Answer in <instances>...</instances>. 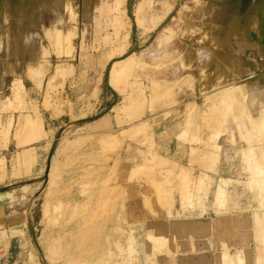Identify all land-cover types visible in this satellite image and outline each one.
Returning <instances> with one entry per match:
<instances>
[{
  "label": "rangeland",
  "instance_id": "rangeland-1",
  "mask_svg": "<svg viewBox=\"0 0 264 264\" xmlns=\"http://www.w3.org/2000/svg\"><path fill=\"white\" fill-rule=\"evenodd\" d=\"M108 1L112 14L99 16L94 27L97 12L87 15L84 0H70L74 16L66 9L65 21L80 26L61 42L51 32L63 25L60 0H0V264H189L190 258L201 264L206 255L211 264H250V244L264 245V57L257 60L262 72L251 73L245 88L220 93V103L235 95L241 104L221 107L195 103L212 97L210 81L229 68L223 76L214 69L209 89L192 96L168 88L163 64L138 74L135 60L148 51L173 57L178 38L187 43L180 53L195 49L189 33L215 35L216 21L246 0ZM178 14L188 26L179 31L178 19L168 30ZM230 40L239 54L244 46ZM197 51L202 67L213 50L199 44ZM58 63L64 75L54 74ZM9 65L16 74L4 72ZM175 65L173 78L184 60ZM16 77L38 91L31 94L34 110L23 90L12 97ZM113 91L121 99L111 111L118 102ZM22 113L40 117L49 148L59 136L48 177L50 149L47 156V146L30 156L22 151L33 131ZM236 160L230 175H219ZM234 171L247 185H228Z\"/></svg>",
  "mask_w": 264,
  "mask_h": 264
},
{
  "label": "crops",
  "instance_id": "crops-1",
  "mask_svg": "<svg viewBox=\"0 0 264 264\" xmlns=\"http://www.w3.org/2000/svg\"><path fill=\"white\" fill-rule=\"evenodd\" d=\"M241 1V0H240ZM114 1L109 2L108 0H84V8L86 9V13L87 15H89V13H91V11H93V13L97 12V15H93V21L92 22V26L96 27L97 25V21H98V17L99 16H103V15H110L112 14L111 12L114 10ZM257 0H246L244 3L239 2V9L236 11L231 12V9H229L227 16L225 17V20L223 18L222 21H216V25L219 27L217 29V33L215 35H212L210 37L209 34H206L207 38L204 39V37L202 36L201 39H199L198 37H196L195 35H197V33H189L186 32L185 34H188V39H189V44L188 46L191 45H196V48L191 50L189 48H187V50L185 52H182V49L184 48V46L187 44L185 43V41H182L180 38H178V40L182 43V45L180 46L179 50L177 51V54L174 55L173 57H166V59H162V58H158L155 55H151V53L148 52H144L143 55H136L135 52V57H136V64H138V69H137V73L140 74L141 72L139 71L140 68H145V66H153V67H157V64L160 66V64L163 66L162 69H160V72L163 73V75L165 74L166 77H164L163 81L164 82H169V86L168 88H172L174 90L177 89H181L183 91H189L188 95H192L195 96V92L196 91H204L209 89L208 86L206 85V80H208V76L209 74L214 73H220L221 76L225 75V67L229 70V74L225 77H218L216 78V82H214V84H212V82L210 81V85H212V91L215 90V92L212 93V97H208L206 96L203 99H199L200 101H198V103L196 102L195 104H199L200 106H204V107H208V106H215V107H221L222 105L225 104H230V105H240L241 104V98L240 97H234L231 99L230 101H225L224 103H220L221 101V96L220 93L223 92L227 87H235L237 84L242 85L245 88V84L247 83V78L252 75L251 73H258V72H262L261 69H259V66H257V60L259 61V57H264V21H256V17L258 15H260V17L262 16L264 19V2L261 1V3L257 4L256 3ZM60 11L63 13V25H57V28L54 27L51 29V32H53L54 34V38L56 41H61V42H66L69 41L68 38L70 36V34H74L75 35V28L78 26H80V22L78 21H73L72 25H70L69 23H67L65 21V10L67 9L69 16L73 17L74 16V11H73V5L70 4V0H60ZM238 4V3H237ZM243 4V5H242ZM257 5H259V8L261 6V13L257 14ZM217 6L219 7L220 5L217 4ZM221 6L223 7V5L221 4ZM50 9V8H49ZM260 11V10H259ZM212 13V14H211ZM259 13V12H258ZM201 15H206L207 17L213 16L214 13L208 11L207 13L204 11L200 12ZM179 15V14H178ZM177 17V16H176ZM175 17V18H176ZM180 17V18H179ZM178 18L173 19L174 21L180 19L181 20V27L179 28V31H184L185 26L188 24H186L185 21H183V15H179ZM236 19H238V21H234ZM53 20V18L51 19V21ZM143 22V21H141ZM156 24L160 23V21H153ZM236 22V23H235ZM54 23V21H53ZM170 24L172 23V21L169 22ZM91 24V23H90ZM180 24V21H179ZM193 25H199L197 24V22L195 23L194 21H192ZM204 24V22L202 23V25ZM214 22H211L210 25H215ZM235 24V28H234V35L233 38L231 37L230 39H232V41H234L233 43L235 45H238L239 47L242 45L244 46L241 50V52L239 51V54L236 53V51L233 50L232 47L229 46L230 43V39L227 35V30L229 29V27H233ZM135 25V23H134ZM190 25V24H189ZM209 25V23L207 24ZM96 29V28H95ZM58 30V31H57ZM200 30V29H199ZM251 31H256L258 34H252ZM107 36V35H106ZM185 36V35H184ZM182 36V37H184ZM227 37V38H226ZM186 38V37H185ZM184 39V38H183ZM195 43H194V42ZM201 41V42H200ZM225 41H228V43L224 44ZM197 43V44H196ZM248 44L249 46H245V44ZM206 45L208 47H211L213 50V55L210 58V60L205 63L204 66L199 67L198 63H197V55H198V51H197V47L198 45ZM258 45L260 47H258ZM226 48H230L232 49L231 53L229 54ZM146 53H148L149 55H146ZM207 53L210 54V52L207 50ZM225 59H228L230 61V63L232 64V66L227 65L226 61H223ZM247 58V61L245 60ZM174 60V62H170V60ZM179 59H183L184 60V68L182 73L173 78V70H175L177 68V66L175 65V62L178 61ZM223 63V66L221 64ZM260 63V62H259ZM168 64V65H167ZM57 67L55 68V73L54 74H61L64 75L66 72V68L65 67H61V65L58 63L56 64ZM12 66H7V74H16L17 72L15 71V69L11 68ZM215 69V71H214ZM145 71V70H144ZM172 72V73H171ZM238 75H237V74ZM248 73V75H247ZM241 75V76H239ZM257 76V75H256ZM256 76L252 77L254 79H256ZM5 78V76H4ZM252 78H249V80L251 81ZM192 82V85L190 87H184L182 86V83H184L185 81H189ZM4 81V80H3ZM1 84V88H3L4 84ZM236 82V83H235ZM249 82V81H248ZM235 83V84H233ZM3 85V86H2ZM166 87V86H164ZM110 88V86H109ZM17 90H23L26 94V99L24 100V102L26 103V105L28 107H31L32 110H34L33 106L36 105L37 103V97H36V93L31 96L32 91L35 90V92L38 93V91L34 88H26L23 81H21L20 78L16 77L14 78V80L12 81L11 84V95L12 97H16L13 95H16ZM238 90L235 89V94ZM113 94L116 97V100L118 101L120 98V95H118L115 91H113ZM207 94V93H206ZM204 93V95H206ZM187 95V96H188ZM208 95V94H207ZM186 96V97H187ZM209 98V99H208ZM4 102L7 101L9 104L12 103L11 99H4ZM120 101H118L116 104H114L111 108L112 109L116 108L119 105ZM166 102H164L165 104ZM206 109V108H205ZM205 111V110H204ZM108 114V113H107ZM106 114V115H107ZM22 116L23 118V122L22 123H26L29 127L32 128V132L30 134L29 139H27L25 142H23L24 146L22 147V151L25 152V154L27 153L29 156L33 155L31 154L32 152H34L35 154H37L40 150H42L45 146H47V151H46V156H47V152H48V144H47V139L44 137L46 136V131L43 128L42 124L40 123V117H38L35 114H19ZM197 116V114H196ZM19 117V116H18ZM223 135L220 136V138ZM238 141V144H241V138H237L235 137ZM33 156L30 158L32 159ZM239 164L240 161L236 160L235 162H232L229 165H221L222 166V171L219 173V175H227V173L230 175L229 171H230V166H235L236 164ZM225 166V167H224ZM235 169V168H234ZM238 169V167H237ZM227 173H226V172ZM231 177H233V181L228 183L229 186H234L237 187L239 186L240 188L243 187L244 185H247L245 182L243 183L241 180H237L239 179L237 173L234 171V173L231 175ZM251 192V191H250ZM250 197H251V193ZM249 196V195H248ZM204 197H202V201ZM252 198V197H251ZM245 201H249V198L246 197ZM204 205L202 204V207ZM249 250L251 252L250 255V260L249 263L250 264H264V245L261 244H250L249 246ZM210 257L208 255H206V258H204L201 261V264H211L210 263ZM189 261V259H187ZM197 260L196 258H190V262H188L189 264H197Z\"/></svg>",
  "mask_w": 264,
  "mask_h": 264
},
{
  "label": "bare ground",
  "instance_id": "bare-ground-1",
  "mask_svg": "<svg viewBox=\"0 0 264 264\" xmlns=\"http://www.w3.org/2000/svg\"><path fill=\"white\" fill-rule=\"evenodd\" d=\"M44 1V0H43ZM42 2V1H41ZM43 3V5H44V2H42ZM53 4V3H52ZM55 5V4H54ZM53 6V5H52ZM176 21V20H175ZM176 23H174V20L172 21V24H168V26H167V29L168 30H172V31H174V29H176V25H175ZM176 43H175V41H173L171 44H169V46L171 47H173L174 45H175ZM170 47H167V49L168 48H170ZM205 58H203V60L204 59H208V57H209V53H207L206 52V55L204 56ZM174 72H176V70H173V73ZM172 73V72H171ZM55 140V138H53V139H51V142H50V148L49 149H51V146H52V143H53V141ZM55 148H56V146H55ZM55 150V149H54ZM49 152H50V150H49ZM54 152V151H53ZM52 155H53V153H52ZM52 155L50 156V158H49V160L47 161V169H46V172H45V174H46V176L48 177L49 176V174H50V163H51V157H52ZM48 157H49V154H48Z\"/></svg>",
  "mask_w": 264,
  "mask_h": 264
},
{
  "label": "water",
  "instance_id": "water-1",
  "mask_svg": "<svg viewBox=\"0 0 264 264\" xmlns=\"http://www.w3.org/2000/svg\"><path fill=\"white\" fill-rule=\"evenodd\" d=\"M58 135L56 136V138H55V140L53 141V143H52V146H51V149H50V152H49V157H48V160H49V158H50V156L52 155V153H53V151H54V149H55V146H56V144H57V139H58Z\"/></svg>",
  "mask_w": 264,
  "mask_h": 264
}]
</instances>
